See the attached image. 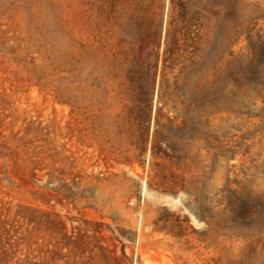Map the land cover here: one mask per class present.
Here are the masks:
<instances>
[{
	"label": "rangeland",
	"instance_id": "1",
	"mask_svg": "<svg viewBox=\"0 0 264 264\" xmlns=\"http://www.w3.org/2000/svg\"><path fill=\"white\" fill-rule=\"evenodd\" d=\"M188 1L0 0V208L31 209L29 264H264V86L227 79L264 0Z\"/></svg>",
	"mask_w": 264,
	"mask_h": 264
},
{
	"label": "trees",
	"instance_id": "2",
	"mask_svg": "<svg viewBox=\"0 0 264 264\" xmlns=\"http://www.w3.org/2000/svg\"><path fill=\"white\" fill-rule=\"evenodd\" d=\"M189 3L190 2L188 0H168V10L173 15H175L174 13H176V15H183L188 12V9L190 7ZM158 36L159 23L157 24V43L159 42ZM178 38L176 35H172L169 39L166 38L167 42L165 45L166 49L163 62L166 63L168 61L173 60L172 57L175 54L174 52L178 49ZM142 40L146 41V39ZM233 44L234 43H232L231 45ZM246 47L249 51L248 62L246 63V65L243 66V70H241L239 73L229 71L227 79H230L232 82V88L230 90V93H234V91H237L245 86H248V88L250 87L251 89L264 86L263 79L255 75L258 70H264V43H257L248 39ZM158 60L159 59L157 50V69ZM152 67H156L155 60L153 61ZM154 81L155 79L153 78L148 79V88H145L144 84H140V92L135 95L134 99L133 108L136 110V120L138 123L144 125V129L147 128V126L149 125L151 117L150 106L152 102V93L149 87L154 85ZM159 102L160 97L157 96V122L159 121V118L163 116L162 108L158 105ZM217 102V99L212 98L208 105L210 107H215L218 106ZM31 173L33 174V171H31ZM19 207L20 208L13 215H11L9 211H4L0 208V264H29L27 245L29 244L30 240V230L27 228V226H29L32 219L31 216L33 215L31 214V209L29 208V206L20 205ZM45 214L46 213L42 212V215ZM20 220H22V224L26 226L25 230L27 229V233H21V231H18V229H20L21 227L16 224ZM56 221H58L57 223L59 224H61L62 222L58 218ZM78 236L81 237L83 235ZM64 240H67L68 244L73 243V245H70L69 247V252L71 254L77 253L78 249H76V247L74 248L75 241L72 240V237L67 233H62L61 237H57V240H55L52 249H50V257L55 258V256L61 255L63 248L62 244ZM76 246L78 247L80 245ZM113 257L117 260L120 259L114 253Z\"/></svg>",
	"mask_w": 264,
	"mask_h": 264
}]
</instances>
